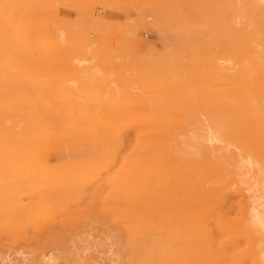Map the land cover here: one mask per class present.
Wrapping results in <instances>:
<instances>
[{
  "label": "rangeland",
  "instance_id": "1",
  "mask_svg": "<svg viewBox=\"0 0 264 264\" xmlns=\"http://www.w3.org/2000/svg\"><path fill=\"white\" fill-rule=\"evenodd\" d=\"M0 264H264V0H0Z\"/></svg>",
  "mask_w": 264,
  "mask_h": 264
}]
</instances>
